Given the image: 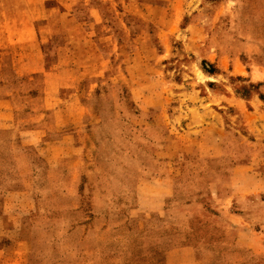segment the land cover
I'll return each mask as SVG.
<instances>
[{"label": "rangeland", "instance_id": "1", "mask_svg": "<svg viewBox=\"0 0 264 264\" xmlns=\"http://www.w3.org/2000/svg\"><path fill=\"white\" fill-rule=\"evenodd\" d=\"M214 1L0 0V109L39 114L15 144L0 140V264H142L88 226L99 211L87 191L103 180H80L74 211L53 196L52 177L76 168L89 177L93 145L128 148L125 135L143 179H115L113 191L139 187L152 199L185 183L189 195L177 233L146 239L144 263L264 264V129L250 132L248 117L219 97L264 103L248 59L242 74L233 66L264 34V12L235 5L217 19ZM42 151L45 176L35 167ZM154 170L169 171V187Z\"/></svg>", "mask_w": 264, "mask_h": 264}, {"label": "crops", "instance_id": "2", "mask_svg": "<svg viewBox=\"0 0 264 264\" xmlns=\"http://www.w3.org/2000/svg\"><path fill=\"white\" fill-rule=\"evenodd\" d=\"M212 5L215 6L211 8L210 12L213 14L215 13L217 19L233 12L232 8H234L235 5H239V8L244 10L264 12V0H217L216 2L214 1ZM203 9L204 8H202V10ZM263 56L264 34H260V38L250 44L245 54L238 55L239 59L238 61H234L233 65L234 71L239 70V74L244 73L245 71H241L243 70L241 68H244L243 60L248 59L247 67H251V69L249 72H246V74L252 81L263 82ZM16 96H18L16 93H12V98H9L16 99ZM219 97L222 101L235 106L238 116L248 117V129L250 132H254V130L260 132L259 127L264 129V103L258 96L252 97L251 100L247 102L250 106L249 108L246 105V101L236 98L233 95L220 94ZM106 114L110 115V113ZM38 115L36 111L34 112L27 108L19 109L12 107L8 112H3L0 109V116H9V122L4 123L5 125H0V140H8V145H12V143L15 144L16 142L14 140L20 137L19 133H21L20 135L23 137L22 135H27L28 131L34 129V123ZM106 121L110 122V120ZM100 124L101 123H93L91 127L96 128V126ZM89 125L86 123V127H84L82 131H89ZM59 130H62V128L59 127ZM123 137L124 142L130 144L128 148L123 146L120 149H114L115 144L112 141L109 143L105 142L106 145L100 150L96 148V145H93L95 156L94 161L91 163L92 167H90L89 177L84 173L85 171L82 170L81 173L77 168L72 176L52 177L53 186H59L57 191H53V196L60 209L74 211L79 207V204L75 203V201H77L76 195H79L76 187L80 184V180H85L87 178L92 180L93 176H95V179L98 181L103 180V182H100V186L94 183L91 189L87 191L90 205L99 211V213H95V215H91L87 218L89 222L88 226L91 227L93 224L95 227H98V239L101 243L118 245L117 247L119 248L129 250L134 254L137 260L142 262V264H148V262L144 263L149 257V252L145 245L146 239H149L151 232L159 229L167 230L169 233L173 234L177 233V229L181 225V218L186 212L187 200L189 197L187 194V184L183 183L180 185V191L174 189L171 193V191H165L163 189L161 193L154 195L152 199L145 197L143 200V191H141L139 187H137L136 191L132 190L130 193H118L116 190L113 191L110 185L115 179L121 180L124 183L133 182L134 180L139 182V180L141 181L143 179L140 161L137 160V152L134 150L136 149L134 145L136 140H132L129 135ZM256 138L258 137L256 136ZM239 140L241 141L240 138ZM256 140L258 141L259 139ZM256 140L252 141L256 143ZM78 142L80 143L79 145L76 143V146L80 147L81 140ZM255 145H257V143ZM103 152H105L107 156H103ZM41 155L42 160L39 165L40 168L38 166L35 167L36 172H38L37 175L45 176L44 173H49L50 160H46L48 157L44 151L41 152ZM74 159H78L76 162L81 164L79 158L74 157ZM52 163L54 162H51V164ZM156 164L169 169L167 160H162L161 162L156 161ZM44 169L46 170L44 171ZM154 172L163 175L164 185L169 187V183H171L169 180V171L154 170ZM78 173L79 175H77ZM19 184L20 182L16 178L14 182H11L10 189H17ZM5 190H7V188H4L3 191L0 189V197ZM145 200H148V202H145ZM147 204L151 206H146Z\"/></svg>", "mask_w": 264, "mask_h": 264}]
</instances>
